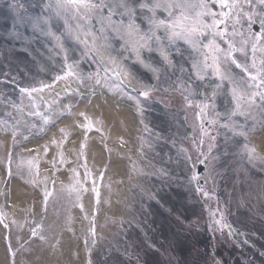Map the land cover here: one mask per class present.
I'll use <instances>...</instances> for the list:
<instances>
[{
	"label": "rangeland",
	"instance_id": "obj_1",
	"mask_svg": "<svg viewBox=\"0 0 264 264\" xmlns=\"http://www.w3.org/2000/svg\"><path fill=\"white\" fill-rule=\"evenodd\" d=\"M251 9L241 27L259 34ZM13 21L0 0V264H264V161L243 150L264 157L258 115L246 139L206 123L213 141L179 90L140 95L143 71L55 81L60 58L46 41L12 39ZM41 83L52 88L20 91Z\"/></svg>",
	"mask_w": 264,
	"mask_h": 264
},
{
	"label": "snow or ice",
	"instance_id": "obj_2",
	"mask_svg": "<svg viewBox=\"0 0 264 264\" xmlns=\"http://www.w3.org/2000/svg\"><path fill=\"white\" fill-rule=\"evenodd\" d=\"M25 2L10 0L12 39L25 45L46 41L49 53L61 60L62 75L55 81L74 78L101 85L112 76L131 81L143 71L151 83L140 95L179 90L197 109L200 132L209 140L216 136L206 123L245 139L257 115L264 124V0H255L259 34L241 27L245 19L254 20V0H34L28 8ZM18 26L30 28L31 35L25 37ZM87 63L89 72L82 68ZM51 88L41 83L20 91L32 96ZM38 114L35 108L29 113ZM194 142L199 146L204 140ZM243 150L249 161H264L254 146L246 143ZM8 171L11 175L10 158ZM50 195L44 191L45 207Z\"/></svg>",
	"mask_w": 264,
	"mask_h": 264
},
{
	"label": "bare ground",
	"instance_id": "obj_3",
	"mask_svg": "<svg viewBox=\"0 0 264 264\" xmlns=\"http://www.w3.org/2000/svg\"><path fill=\"white\" fill-rule=\"evenodd\" d=\"M125 119L132 127L134 126L133 122H134V115H131V113H128V112H124V114L122 115V118L121 119ZM117 123V122H116ZM119 124V123H118ZM259 140V138H258ZM259 145L260 147H262L261 149L264 150V134L263 136L260 138L259 140Z\"/></svg>",
	"mask_w": 264,
	"mask_h": 264
}]
</instances>
